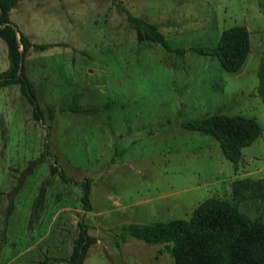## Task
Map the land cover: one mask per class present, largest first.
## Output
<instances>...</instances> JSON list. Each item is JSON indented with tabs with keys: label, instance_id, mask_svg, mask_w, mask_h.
<instances>
[{
	"label": "rangeland",
	"instance_id": "374dc122",
	"mask_svg": "<svg viewBox=\"0 0 264 264\" xmlns=\"http://www.w3.org/2000/svg\"><path fill=\"white\" fill-rule=\"evenodd\" d=\"M125 10L186 50L138 40ZM8 18L43 47L23 57L38 118L16 83L0 86V264H66L80 215L96 237L81 264H172L161 244L116 245L118 224L186 218L208 196L232 201L235 178L264 186V0H17ZM232 24L247 27L250 44L237 70L188 49L214 44ZM7 63L0 38V71ZM74 96L89 110L68 109ZM212 112L252 116L261 127L235 164L213 136L181 125ZM50 163L71 180L50 174ZM84 177L87 210L76 182ZM238 208L264 220V192L251 185Z\"/></svg>",
	"mask_w": 264,
	"mask_h": 264
},
{
	"label": "trees",
	"instance_id": "16d2710c",
	"mask_svg": "<svg viewBox=\"0 0 264 264\" xmlns=\"http://www.w3.org/2000/svg\"><path fill=\"white\" fill-rule=\"evenodd\" d=\"M16 2L17 0H0V38L5 42L8 62L0 71V86L16 83L19 92L32 105L33 117L38 118L35 91L25 74L23 57L29 46L40 48L43 45L31 43L9 20L8 11ZM125 12L138 40L158 42L166 50L177 54L186 50L184 47L171 45L156 23L134 16L127 10ZM249 47L247 27L244 24H232L221 29L214 44H192L188 49L215 57L222 68L234 71L243 64ZM257 76V92L264 104V53L259 61ZM66 107L72 111L89 110L78 106L75 96ZM181 125L213 136L224 157L233 164L240 158L241 147L252 142L261 131L254 117L239 113L212 112L183 121ZM36 162L37 159L29 160L23 172H29ZM49 172L58 173L62 180H71L54 163L49 164ZM48 182L49 177H46L39 184L32 203L33 211L40 208ZM76 182L81 187L80 201L83 209H90L89 178L84 177ZM253 184L264 192V186L256 180L248 177L235 178L231 182L232 201L215 196L205 197L193 206L186 218L121 222L117 226L119 239L114 242L120 245L128 237H135L147 244H161L172 264H264V220L259 215L250 217L238 208V201ZM95 241L96 237L87 232V225L80 215L77 219V234L66 257V264H81L89 246Z\"/></svg>",
	"mask_w": 264,
	"mask_h": 264
}]
</instances>
